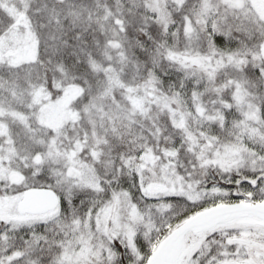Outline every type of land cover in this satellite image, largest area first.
I'll use <instances>...</instances> for the list:
<instances>
[{"label": "snow or ice", "instance_id": "snow-or-ice-1", "mask_svg": "<svg viewBox=\"0 0 264 264\" xmlns=\"http://www.w3.org/2000/svg\"><path fill=\"white\" fill-rule=\"evenodd\" d=\"M0 264H264V0H0Z\"/></svg>", "mask_w": 264, "mask_h": 264}]
</instances>
